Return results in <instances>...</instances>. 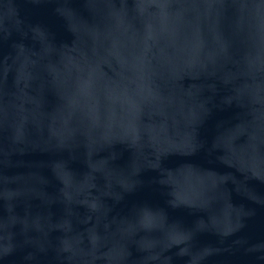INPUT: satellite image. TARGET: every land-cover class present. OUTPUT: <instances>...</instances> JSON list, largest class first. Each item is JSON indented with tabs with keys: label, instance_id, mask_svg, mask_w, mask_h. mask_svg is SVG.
Returning a JSON list of instances; mask_svg holds the SVG:
<instances>
[{
	"label": "water",
	"instance_id": "water-1",
	"mask_svg": "<svg viewBox=\"0 0 264 264\" xmlns=\"http://www.w3.org/2000/svg\"><path fill=\"white\" fill-rule=\"evenodd\" d=\"M0 264H264V0H0Z\"/></svg>",
	"mask_w": 264,
	"mask_h": 264
}]
</instances>
